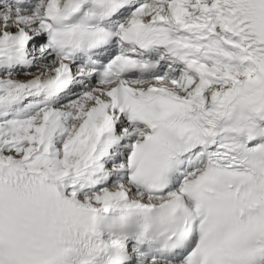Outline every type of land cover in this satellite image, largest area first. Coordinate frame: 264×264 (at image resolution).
<instances>
[{"label":"snow or ice","instance_id":"obj_1","mask_svg":"<svg viewBox=\"0 0 264 264\" xmlns=\"http://www.w3.org/2000/svg\"><path fill=\"white\" fill-rule=\"evenodd\" d=\"M0 264H264V0H0Z\"/></svg>","mask_w":264,"mask_h":264}]
</instances>
